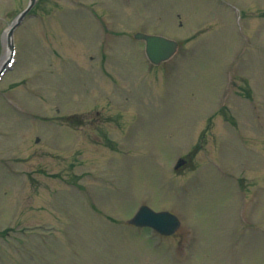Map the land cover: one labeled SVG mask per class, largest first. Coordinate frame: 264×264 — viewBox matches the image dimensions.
I'll return each instance as SVG.
<instances>
[{
	"label": "rangeland",
	"instance_id": "obj_1",
	"mask_svg": "<svg viewBox=\"0 0 264 264\" xmlns=\"http://www.w3.org/2000/svg\"><path fill=\"white\" fill-rule=\"evenodd\" d=\"M28 1L0 0V61ZM137 31L180 51L151 70ZM14 39L0 79V157L13 161L0 170V264H264V0H38ZM77 140L66 158L44 154ZM184 155L191 166L175 171ZM73 169L91 195L60 178ZM255 176L251 230L240 211ZM143 203L185 227L126 224Z\"/></svg>",
	"mask_w": 264,
	"mask_h": 264
},
{
	"label": "water",
	"instance_id": "obj_2",
	"mask_svg": "<svg viewBox=\"0 0 264 264\" xmlns=\"http://www.w3.org/2000/svg\"><path fill=\"white\" fill-rule=\"evenodd\" d=\"M36 1L37 0H30L28 7L18 15L14 24L9 27V36H12L16 26L21 23L22 19L32 9ZM136 37L145 39L147 55L155 64H159L163 60L167 59L178 47V43L175 40H171L160 35L137 33ZM131 221L139 225L152 224L165 233L172 232L177 225L175 217L170 215L168 212L155 213L147 206L142 207Z\"/></svg>",
	"mask_w": 264,
	"mask_h": 264
}]
</instances>
